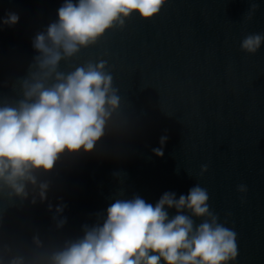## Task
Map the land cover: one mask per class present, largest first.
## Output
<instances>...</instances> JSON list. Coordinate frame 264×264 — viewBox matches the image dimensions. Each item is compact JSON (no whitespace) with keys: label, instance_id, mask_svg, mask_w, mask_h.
<instances>
[{"label":"water","instance_id":"95a60500","mask_svg":"<svg viewBox=\"0 0 264 264\" xmlns=\"http://www.w3.org/2000/svg\"><path fill=\"white\" fill-rule=\"evenodd\" d=\"M62 3L0 0V19L19 15L15 26L0 25V81L25 74L36 55L33 37L58 19ZM256 3L248 20V0H167L153 19L133 14L122 30L82 50L73 63L108 60L132 131L106 138L104 155L63 159L48 200L7 209L0 238L29 251L38 235L53 249L95 224L121 189L122 198L138 194L155 204L165 192L179 198L199 184L220 222L236 233L232 264H264V44L254 55L240 47L245 35L264 33V0ZM165 133L161 158L152 149ZM117 171L125 174L122 183L112 175ZM241 184L246 194L237 191ZM61 203L67 223L58 229L52 217Z\"/></svg>","mask_w":264,"mask_h":264},{"label":"clouds","instance_id":"9594fccd","mask_svg":"<svg viewBox=\"0 0 264 264\" xmlns=\"http://www.w3.org/2000/svg\"><path fill=\"white\" fill-rule=\"evenodd\" d=\"M166 2L63 0L58 19L33 37L36 55L25 74L8 84L0 81V237L7 209L25 201L36 205L48 200L51 177L63 159L104 155L106 138L132 131L108 60L73 61L108 31L122 30L133 14L151 20ZM248 2L246 16L251 20L258 4ZM18 22L19 15L13 12L0 19V25L9 27ZM262 44L264 33H252L244 36L240 47L254 55ZM167 140V133L160 137V147L152 149L155 156L163 157ZM207 171L208 165H202L200 175ZM121 173L112 174L120 183ZM237 191L246 194V185H238ZM123 196L121 189L106 213L96 214L95 224L83 225V234L62 246L45 249L37 235L32 239L34 248L23 251L0 238V264H232L236 260V233L220 222L210 208L207 189L199 184L179 198L165 192L155 204L138 194L130 199ZM66 207L61 203L54 210L58 229L67 223L66 217L61 218ZM48 211H53L51 203Z\"/></svg>","mask_w":264,"mask_h":264}]
</instances>
